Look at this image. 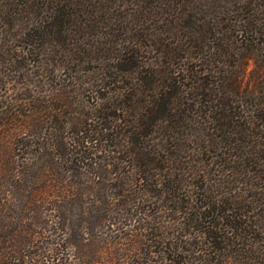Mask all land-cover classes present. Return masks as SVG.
<instances>
[{
  "label": "trees",
  "instance_id": "obj_1",
  "mask_svg": "<svg viewBox=\"0 0 264 264\" xmlns=\"http://www.w3.org/2000/svg\"><path fill=\"white\" fill-rule=\"evenodd\" d=\"M227 5L0 0V264H264V0Z\"/></svg>",
  "mask_w": 264,
  "mask_h": 264
},
{
  "label": "rangeland",
  "instance_id": "obj_2",
  "mask_svg": "<svg viewBox=\"0 0 264 264\" xmlns=\"http://www.w3.org/2000/svg\"><path fill=\"white\" fill-rule=\"evenodd\" d=\"M197 1V6L200 8L201 11H203V14H208L207 18H211L213 20H216L217 17L222 12H226L227 10L224 9V6H229L230 2L233 0H196ZM145 6H149L148 4H141L140 8H135L139 9L140 11H144L145 9L152 10V8H145ZM132 6L130 3H126L125 11L126 14L124 15L125 19H122V25L131 27V28H141L143 32L147 31V29H152V20L155 26L156 23L154 21L153 13L149 12L146 14L148 17L146 20H144V23H139V26L136 24V20L139 19L140 15L138 12H133L130 10ZM215 12V14H214ZM170 15L174 16L171 18L170 16H167L165 20V23H169L170 21L173 22V26H168V28L165 27L166 30L172 31L173 35H178L181 32H183V27L186 25L189 19H187L186 16L183 14L178 16L177 12L171 11ZM181 26V27H180ZM164 28V27H163ZM148 57L149 63H152V53H149L146 55ZM149 64L151 67L152 64ZM256 63L254 62V52L248 53L247 55L242 56V62L240 63L239 66H236L234 68H231V71L234 74V77H238L237 82L241 85L242 88L245 87H250V89H253L256 78L254 76L257 73V68L255 67ZM254 73V74H253Z\"/></svg>",
  "mask_w": 264,
  "mask_h": 264
}]
</instances>
